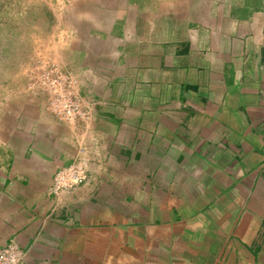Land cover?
<instances>
[{"label":"crops","instance_id":"obj_1","mask_svg":"<svg viewBox=\"0 0 264 264\" xmlns=\"http://www.w3.org/2000/svg\"><path fill=\"white\" fill-rule=\"evenodd\" d=\"M84 1L45 54L88 118L0 101V247L21 264H264V0ZM79 154L87 181L55 195Z\"/></svg>","mask_w":264,"mask_h":264},{"label":"rangeland","instance_id":"obj_2","mask_svg":"<svg viewBox=\"0 0 264 264\" xmlns=\"http://www.w3.org/2000/svg\"><path fill=\"white\" fill-rule=\"evenodd\" d=\"M86 5L91 8L93 2L0 0L1 102L8 101L13 93L21 90L42 100L48 108L47 96L39 92L40 83L36 82V74L41 70L42 63L58 67L45 53L59 40L60 29L75 22V19L71 22L70 12L74 11L75 15Z\"/></svg>","mask_w":264,"mask_h":264},{"label":"built area","instance_id":"obj_3","mask_svg":"<svg viewBox=\"0 0 264 264\" xmlns=\"http://www.w3.org/2000/svg\"><path fill=\"white\" fill-rule=\"evenodd\" d=\"M36 74L39 92L47 96L50 111L60 120L74 123L88 118L89 112L84 107L78 92V78L58 67L42 63ZM37 92V93H39ZM89 160L84 155H77L64 167L58 169L53 177L52 192L61 195L67 190L87 181ZM23 253L15 243L0 247V264H21Z\"/></svg>","mask_w":264,"mask_h":264}]
</instances>
